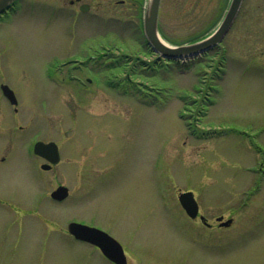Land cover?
I'll list each match as a JSON object with an SVG mask.
<instances>
[{
	"label": "rangeland",
	"instance_id": "obj_1",
	"mask_svg": "<svg viewBox=\"0 0 264 264\" xmlns=\"http://www.w3.org/2000/svg\"><path fill=\"white\" fill-rule=\"evenodd\" d=\"M229 3L161 0V40L201 39ZM147 4L19 0L0 16V85L17 100L0 91V264H110L70 221L109 233L127 264H264V0H242L187 62L151 53ZM37 140L59 147L47 171ZM186 191L211 227L186 217Z\"/></svg>",
	"mask_w": 264,
	"mask_h": 264
},
{
	"label": "water",
	"instance_id": "obj_2",
	"mask_svg": "<svg viewBox=\"0 0 264 264\" xmlns=\"http://www.w3.org/2000/svg\"><path fill=\"white\" fill-rule=\"evenodd\" d=\"M16 1L18 0H0V15L9 9ZM160 1L161 0H148L143 16V32L152 52L157 54L159 58L168 61L193 59L218 46L230 30L242 3V0H230L221 22L210 35L196 42L174 47L164 43L159 36L158 14ZM85 9H87V6L81 8V10ZM1 90L9 102L16 105L17 102L13 92L5 85L1 86ZM33 152L49 161L51 164H56L59 161L57 146L54 143L45 144L37 142L33 146ZM42 167L44 169L49 168V166ZM66 196L67 189L65 187H58L51 193V198L58 201L64 199ZM178 199L186 214L194 218L197 215V204L195 203L192 193H181ZM217 221L220 222V227H228L232 223L231 219L222 222V217H219ZM68 232L78 240L96 245L110 261L116 264H126L122 248L106 233L77 223L68 224Z\"/></svg>",
	"mask_w": 264,
	"mask_h": 264
},
{
	"label": "flooded vegetation",
	"instance_id": "obj_3",
	"mask_svg": "<svg viewBox=\"0 0 264 264\" xmlns=\"http://www.w3.org/2000/svg\"><path fill=\"white\" fill-rule=\"evenodd\" d=\"M70 3H73V1H70ZM7 108H8V106H6ZM14 110V109H13ZM14 112H16L15 110H14ZM37 141H41V140H37ZM35 142V141H34ZM200 217H201V214H199V216L195 219V220H199L200 222H201V220H200ZM195 220H193V221H195ZM81 223H83V222H81ZM84 224V223H83ZM95 224V223H94ZM94 224H92L91 223V225L90 226H92V225H94ZM204 225V224H203ZM92 227H94V226H92ZM104 231V230H103ZM106 232V231H105ZM107 233V232H106ZM109 234V233H108ZM110 235V234H109ZM90 248H92L93 250H95V251H98V249L96 248V247H94V246H91L90 245Z\"/></svg>",
	"mask_w": 264,
	"mask_h": 264
},
{
	"label": "trees",
	"instance_id": "obj_4",
	"mask_svg": "<svg viewBox=\"0 0 264 264\" xmlns=\"http://www.w3.org/2000/svg\"><path fill=\"white\" fill-rule=\"evenodd\" d=\"M130 62H131V61H130ZM135 66H137V67H138V66H141V68H143V69H145V70H146V68H145V67H143L142 65H139V64H137V63L135 64ZM150 66H151V65H150ZM151 67H152V66H151ZM215 73H216V76H218V75H217V72H215ZM127 75H128V74H127ZM127 79L129 80V78H127Z\"/></svg>",
	"mask_w": 264,
	"mask_h": 264
}]
</instances>
